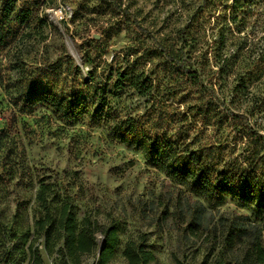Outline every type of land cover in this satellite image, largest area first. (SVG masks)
<instances>
[{
	"label": "rangeland",
	"instance_id": "obj_1",
	"mask_svg": "<svg viewBox=\"0 0 264 264\" xmlns=\"http://www.w3.org/2000/svg\"><path fill=\"white\" fill-rule=\"evenodd\" d=\"M231 1L0 0L28 17L0 48V264H33L32 232L26 240L12 234L35 209L36 178L69 196L78 222L117 227L119 248L107 264H128L124 244L141 239L155 256L148 264L211 263L212 237L184 229L196 197L119 141L108 118L145 115L158 120V135L179 136L190 148L213 144L222 165L253 168L245 161L252 145L232 116L264 136V0L247 3L249 16L235 23ZM178 66L195 70L199 85ZM42 68L57 70L60 88L78 92L89 114L70 124L41 104L24 112L25 84ZM51 87L38 82L41 91ZM250 208L228 197L202 217L211 226ZM95 237L100 245L102 234ZM35 247L40 264H56L40 239ZM97 254L82 264H97Z\"/></svg>",
	"mask_w": 264,
	"mask_h": 264
},
{
	"label": "trees",
	"instance_id": "obj_2",
	"mask_svg": "<svg viewBox=\"0 0 264 264\" xmlns=\"http://www.w3.org/2000/svg\"><path fill=\"white\" fill-rule=\"evenodd\" d=\"M251 1H231L232 22L235 23L240 16H249V8L245 6ZM25 11L16 10L9 2L0 8L1 49L17 39L20 27L27 23ZM56 72L51 68H42L32 78L31 84H25L22 110L29 114L41 104L60 120L75 124L89 114L90 105L84 98H79L78 92L60 88L61 81ZM176 72L192 87L199 85L195 70L178 66ZM39 81L52 87L41 91L38 89ZM129 83L135 86L137 81L132 78ZM108 119L111 132L119 141L137 147L144 158L157 165L166 177L196 197L198 207L188 208L184 229L196 236L207 231V236L212 237L209 252L216 253L210 264H264V244L261 242L264 236V136L249 126L245 116L234 114L232 125L246 134L252 145L250 159L245 161L249 164L254 161L253 168L222 165L220 149L213 144L190 148V143H182L179 136L173 139L158 135L153 132L160 127L155 124L158 120L150 122L145 115L110 116ZM36 183L35 209L31 214L26 212L23 215L20 234L15 230L12 234L14 239L26 240L32 232L33 238L27 250L33 264L41 263L37 247L32 250L33 242L38 239L56 264H82L84 258L94 257L96 253L97 264L111 261L120 244L117 227H101L87 218L78 222L76 208L67 194H60L58 188L44 179L36 178ZM228 197L250 206V215L221 214L211 226L204 223L202 216L208 213L207 207L220 205ZM96 232L103 236L100 245L96 241ZM143 242L141 239L124 244L122 254L128 264H148L155 260L154 254L144 247ZM176 264L181 262L176 260ZM186 264L196 263L190 260Z\"/></svg>",
	"mask_w": 264,
	"mask_h": 264
}]
</instances>
